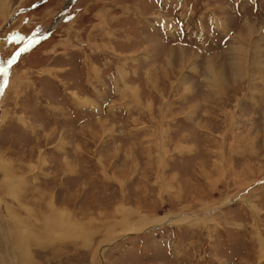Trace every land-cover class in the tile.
Here are the masks:
<instances>
[{
	"label": "rangeland",
	"instance_id": "1",
	"mask_svg": "<svg viewBox=\"0 0 264 264\" xmlns=\"http://www.w3.org/2000/svg\"><path fill=\"white\" fill-rule=\"evenodd\" d=\"M69 1L0 0V264H264V0Z\"/></svg>",
	"mask_w": 264,
	"mask_h": 264
},
{
	"label": "snow or ice",
	"instance_id": "2",
	"mask_svg": "<svg viewBox=\"0 0 264 264\" xmlns=\"http://www.w3.org/2000/svg\"><path fill=\"white\" fill-rule=\"evenodd\" d=\"M46 37L37 38L35 34L31 36H23L18 33L11 34L7 38L9 44L18 45L17 50L12 54V57L7 61L9 66H13L24 54L29 53L33 50L42 39ZM19 45H23L19 47ZM3 94V88H0V95Z\"/></svg>",
	"mask_w": 264,
	"mask_h": 264
},
{
	"label": "bare ground",
	"instance_id": "3",
	"mask_svg": "<svg viewBox=\"0 0 264 264\" xmlns=\"http://www.w3.org/2000/svg\"><path fill=\"white\" fill-rule=\"evenodd\" d=\"M70 1H71V0H70ZM70 1H69L68 3H70ZM214 21H215V20H214ZM245 28L248 29V26H246ZM249 37H250V36H249ZM179 55H180V54H179ZM180 57H181V56H180ZM237 59H238V58H237ZM237 59H236V60H237ZM207 67H208V66H207ZM210 71H211V70H210ZM211 74H212V71H211ZM215 79H216V78H215ZM219 79H220V77H219ZM215 81H216V80H215ZM216 82H217V81H216ZM219 86H220V85H219ZM217 87H218V86H217ZM133 89H134V88H133ZM137 91H138L137 88H136V90H133V92H132L133 95H135V96L138 95V94H137ZM64 165H66V163H65ZM66 166H67V165H66ZM70 173H71V172H70ZM43 218H44V217H43ZM41 220H42V218H41ZM126 220H127V219H126ZM55 221H56V220H55ZM60 221H62V220H60ZM151 222H152V221H151ZM60 223H61V222H60ZM158 223H159V222H158ZM12 225H13V224H12ZM57 225H59V224L57 223ZM145 225H146V223H145ZM155 225L157 226L158 224H155ZM149 226H150V225H149ZM152 226H153V225H152ZM156 226H155V227H156ZM69 227H70V226H69ZM70 228H71V227H70ZM76 228H77V227H76ZM27 229H28V228H27ZM64 229H65V228H64ZM67 231L70 232V233L73 234V235L75 234V232H77V231L75 230L74 227L71 228V229H67ZM68 232H67V233H68ZM127 232H129V230H128ZM77 233H78V232H77ZM129 233H132L131 230H130ZM7 235H8V234H7ZM15 235H16V234H15ZM22 235H23V234H22ZM70 236H71V235H70ZM31 237H32V236H31ZM68 237H69V236H68ZM71 237H72V236H71ZM9 240H10V239H9ZM14 241H15V240H14ZM20 256H21V255H20Z\"/></svg>",
	"mask_w": 264,
	"mask_h": 264
},
{
	"label": "crops",
	"instance_id": "4",
	"mask_svg": "<svg viewBox=\"0 0 264 264\" xmlns=\"http://www.w3.org/2000/svg\"><path fill=\"white\" fill-rule=\"evenodd\" d=\"M259 244H260V248H261L262 246H264V241H261ZM261 244H262V246H261ZM259 253H260V251H258V255H259Z\"/></svg>",
	"mask_w": 264,
	"mask_h": 264
},
{
	"label": "water",
	"instance_id": "5",
	"mask_svg": "<svg viewBox=\"0 0 264 264\" xmlns=\"http://www.w3.org/2000/svg\"><path fill=\"white\" fill-rule=\"evenodd\" d=\"M8 66H9V65L7 64L6 67H8ZM6 67H5V68H6Z\"/></svg>",
	"mask_w": 264,
	"mask_h": 264
},
{
	"label": "trees",
	"instance_id": "6",
	"mask_svg": "<svg viewBox=\"0 0 264 264\" xmlns=\"http://www.w3.org/2000/svg\"><path fill=\"white\" fill-rule=\"evenodd\" d=\"M31 54H32V53H31ZM31 54H30V55H31Z\"/></svg>",
	"mask_w": 264,
	"mask_h": 264
}]
</instances>
